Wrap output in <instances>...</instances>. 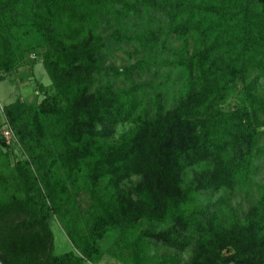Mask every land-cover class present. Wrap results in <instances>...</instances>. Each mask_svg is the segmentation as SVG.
Returning a JSON list of instances; mask_svg holds the SVG:
<instances>
[{"label": "trees", "instance_id": "16d2710c", "mask_svg": "<svg viewBox=\"0 0 264 264\" xmlns=\"http://www.w3.org/2000/svg\"><path fill=\"white\" fill-rule=\"evenodd\" d=\"M167 9L169 31L182 42L179 63L186 79L178 101L165 110L161 92L131 80L150 62L105 66L100 55L107 41L151 48L154 38L132 31L125 21ZM105 17L115 29L102 36ZM6 19L24 21L37 38L52 90L36 105L15 102L3 109L26 158L11 166L0 136L1 264L95 263L103 256L107 231H119L117 245L144 222L207 233L190 264H264V188L257 218L228 232L211 220L203 226L201 212L187 210L201 191L246 179L255 159L264 155L259 147L264 137V0H0V35ZM188 39L194 43L190 54ZM0 65L9 73L14 62ZM109 76L129 86L102 83ZM149 89L156 91L151 118L136 115L142 107L137 96ZM232 97L238 100L227 109ZM123 122L136 123V133L106 148V139ZM205 161L214 164L217 175L200 173L185 183L187 169ZM131 175L147 179L143 189L134 190L133 200L116 192ZM72 190L87 192L91 217L84 234L68 228L72 249L56 255L49 222L62 212ZM146 239L178 251L190 244L172 228L140 230L127 243L129 264L141 263Z\"/></svg>", "mask_w": 264, "mask_h": 264}, {"label": "rangeland", "instance_id": "374dc122", "mask_svg": "<svg viewBox=\"0 0 264 264\" xmlns=\"http://www.w3.org/2000/svg\"><path fill=\"white\" fill-rule=\"evenodd\" d=\"M159 1L166 4L175 0ZM149 13V16L143 13L139 17H129L125 22L127 25H132V31H147L154 38V45L151 48L147 49L132 44L121 45L107 41V46L100 56L103 58L105 66L129 65L141 59L150 62L149 69L135 74L131 80L133 84L146 83L157 92H161L165 102V110H168L173 107L181 96V90L186 79V73L179 63V51L182 42L169 31L171 22L168 9L165 11H150ZM114 29L115 25L112 19L105 17L101 24V35L106 36ZM188 43V54H190L194 43L190 39H188ZM36 44L37 38L28 31L24 21H20V19H17L16 23H12L9 19L4 21L0 35V64L3 61L6 63L13 61L14 67L11 68L9 73H6L1 71L2 66L0 65V78L3 79L0 81V136L2 138H4L3 132L11 130L3 113L5 106L15 102L36 105L52 90L50 80L42 66L40 56L42 50ZM254 76L253 74L251 78ZM102 80V83H110L115 89L129 86L128 81L110 76L104 77ZM241 87L242 83H239V88ZM155 92L149 89L137 96L142 103V107L136 115L143 112L146 113L147 118L153 116L152 97ZM240 96L241 93H238L237 97ZM237 97L229 99L225 107L231 109L238 100ZM136 128V123L123 122L117 124L110 137L106 139V148L114 145L123 135H134L137 131ZM4 140L10 151V165L23 162L26 157L16 143L13 133L12 138L9 140L4 138ZM259 147H264V137L260 139ZM33 171L37 173L35 168H33ZM200 173L215 177L218 170L211 161H205L200 165L187 169L184 182H190L195 175ZM146 185L147 179L145 177L131 175L117 184L116 192L133 200L135 199L134 190H141ZM103 186L104 183H100L99 187L102 188ZM260 188H264V155H259L255 159L252 172L246 179L231 185L224 184L218 189L201 191L195 196V201L187 210L198 209L201 212L199 221L203 226L206 227L208 220H211L214 227L228 232L241 226L246 220L257 218ZM70 195V199L62 208V212L52 217L49 222L53 236L52 252L56 255L66 253L72 249L68 228L74 227L77 232L84 234L86 223L91 217V200L87 192L80 190L79 193H75L72 190ZM171 228L180 239L184 237L190 239L188 247L184 251H178L159 241L146 239L143 243L142 261L139 264H159L162 260L167 263L175 260L177 261L176 264H190L196 245L207 237V233L183 230L181 227H175L171 224L148 222H144L135 231H129L123 240L124 242L119 241L117 245L114 242L119 237V231L116 229L107 231L104 240L101 242L102 258L98 262H87L86 264H129L132 249L127 243L132 242L140 230L160 232Z\"/></svg>", "mask_w": 264, "mask_h": 264}, {"label": "built area", "instance_id": "2783aa9c", "mask_svg": "<svg viewBox=\"0 0 264 264\" xmlns=\"http://www.w3.org/2000/svg\"><path fill=\"white\" fill-rule=\"evenodd\" d=\"M3 135H4V138L5 139H10V138H12V132H11V130H6L5 132H3Z\"/></svg>", "mask_w": 264, "mask_h": 264}]
</instances>
